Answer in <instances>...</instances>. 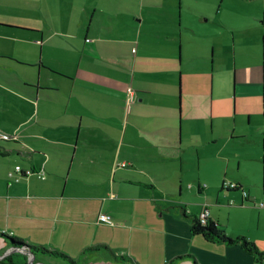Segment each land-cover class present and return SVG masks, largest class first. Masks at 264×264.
Listing matches in <instances>:
<instances>
[{"label":"crops","instance_id":"1","mask_svg":"<svg viewBox=\"0 0 264 264\" xmlns=\"http://www.w3.org/2000/svg\"><path fill=\"white\" fill-rule=\"evenodd\" d=\"M119 1L0 0V132L17 137L0 142V234L75 264H256L193 236L186 214L208 208L264 251V0H219L218 16L243 5L241 22L204 27L195 56L177 0ZM193 162L209 180L187 174ZM16 166L46 179L16 182ZM12 248L0 237V260ZM53 259L70 264H35Z\"/></svg>","mask_w":264,"mask_h":264},{"label":"rangeland","instance_id":"2","mask_svg":"<svg viewBox=\"0 0 264 264\" xmlns=\"http://www.w3.org/2000/svg\"><path fill=\"white\" fill-rule=\"evenodd\" d=\"M147 1V0H146ZM163 3L167 4L166 1L164 0H160ZM219 0H182V8H181V4L179 2V0H177V3H174L173 6H175V11H173V14H176V19L179 17V13L182 11L183 13V18L184 19V25L186 27H191L192 30V42L193 43V50L192 53L195 56L196 55V48L197 49H201L203 50V52H206V39H202L201 37L204 35L205 33V29L204 27L209 26L211 27V31L213 32V28L216 29H220L221 31L223 30V27L221 25V22H224L223 19L227 20L230 23H240L242 16L241 14L243 13V5L241 7L235 6L237 4V2L235 1L234 3H229V5H225L223 6V13L218 16V9H219ZM114 4L119 5L120 1L119 0H113ZM161 2V4H162ZM232 5V6H230ZM149 7L146 6L145 8V12L148 14L147 16H158V13H154L152 14V9H150ZM209 20L207 21L206 19ZM185 26L184 30H185ZM185 34V33H183ZM203 40L202 43H198V41ZM210 41V39H209ZM239 51V50H238ZM246 52V51H245ZM210 58H212L213 54L210 51ZM227 59L229 61L234 59V52L233 50L231 52H229V55L227 57ZM211 79L209 78V81ZM189 175H191L192 177H197V176H201L204 180H209L210 176H211V168L210 166H205V164H199L197 162H193L191 164V166L189 167V171H188ZM186 181V180H185ZM190 185H193L192 183H188L186 181V187L188 188ZM204 185V184H203ZM196 188L194 189V192L196 194ZM187 192H190V190H188ZM238 194H236L235 196H232L231 198H228L225 202H223V205H227V201H232V200H236L239 202L238 198ZM240 208V207H238ZM231 210L230 208H228L225 212H223V219L226 220V218L228 217V211ZM241 212L239 211H235V214H233L231 216V220L233 218V216H238ZM244 218L246 219H251L254 221L255 223V217L251 215L250 212H245L243 213ZM227 223V222H225ZM226 227V226H224ZM30 259L33 261L32 257H29V261ZM62 264L64 263V261H61L60 259H53V262L51 264H58L59 262ZM34 262V261H33ZM35 264V262H34ZM107 264H117V263H111L108 262ZM181 264H193V260L192 259H188V258H183V261L181 262Z\"/></svg>","mask_w":264,"mask_h":264},{"label":"trees","instance_id":"3","mask_svg":"<svg viewBox=\"0 0 264 264\" xmlns=\"http://www.w3.org/2000/svg\"><path fill=\"white\" fill-rule=\"evenodd\" d=\"M264 21V18H263ZM1 142V141H0ZM6 142V141H2ZM249 198V194H248ZM187 219L191 221V233L193 236H201L205 241L208 243H224L227 245H238L242 248V250L250 255L256 264H264V251H261L258 246L248 240L246 237H239L236 239L230 238L226 232L220 228L219 224H217L215 221L211 220L210 218L206 220V223L203 224L201 222L200 216L199 217H191L187 215ZM0 237L7 239L10 244L12 245L13 253L4 256L0 260V264H28L29 263V257H33L34 262L36 261V258L41 255H47L52 256L56 258H63L70 262V264H75L72 259L67 257L61 252L58 251H51L45 247L42 246H29L26 245L24 242H22L18 238L9 237L5 234H0ZM16 251V252H15ZM20 257L23 261H16V259ZM183 257H179L176 260L182 259ZM176 260L171 261L169 264H174ZM120 261H126L125 258H121ZM32 262V264H34ZM131 263L134 264L132 260H130ZM195 264H198L194 260Z\"/></svg>","mask_w":264,"mask_h":264},{"label":"built area","instance_id":"4","mask_svg":"<svg viewBox=\"0 0 264 264\" xmlns=\"http://www.w3.org/2000/svg\"><path fill=\"white\" fill-rule=\"evenodd\" d=\"M126 102H127V107H128V110H130L131 106L133 104H135L136 102V93L135 91L130 87L127 91V99H126ZM14 139H17L16 136H12L10 134H7V133H1L0 132V141H11V140H14ZM122 167H126V164H121ZM33 175H37L39 179L41 180H45L46 179V176H45V173L43 170H40V171H33V170H26V171H23L21 169L20 166H16L14 171L13 172H10L8 174L9 178L15 180L16 182L20 181V179L22 177H31ZM225 187L228 188V189H233V190H236V189H240V187L237 185V184H234V183H231V182H226L225 183ZM242 198H243V203L245 201L248 200V193L243 191L242 190ZM230 206H234V203L231 202L230 203ZM260 207H263V204L260 205ZM209 210L208 208H205L204 211L202 212V214L200 215V219H201V222L203 224L206 223V220L209 219ZM99 222L102 223V224H107V225H110L112 224V221H111V218L107 215H104V214H101L100 217H99Z\"/></svg>","mask_w":264,"mask_h":264},{"label":"water","instance_id":"5","mask_svg":"<svg viewBox=\"0 0 264 264\" xmlns=\"http://www.w3.org/2000/svg\"><path fill=\"white\" fill-rule=\"evenodd\" d=\"M4 256H5V255H4ZM1 258H2V257H1ZM32 259H33V257H32ZM29 264H32V260L29 261Z\"/></svg>","mask_w":264,"mask_h":264}]
</instances>
